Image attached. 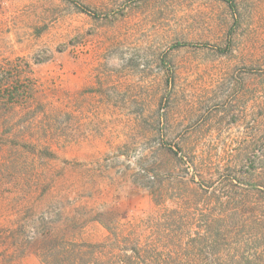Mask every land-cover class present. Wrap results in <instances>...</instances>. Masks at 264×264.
<instances>
[{
    "label": "rangeland",
    "instance_id": "1",
    "mask_svg": "<svg viewBox=\"0 0 264 264\" xmlns=\"http://www.w3.org/2000/svg\"><path fill=\"white\" fill-rule=\"evenodd\" d=\"M0 264H264V0H0Z\"/></svg>",
    "mask_w": 264,
    "mask_h": 264
},
{
    "label": "trees",
    "instance_id": "2",
    "mask_svg": "<svg viewBox=\"0 0 264 264\" xmlns=\"http://www.w3.org/2000/svg\"><path fill=\"white\" fill-rule=\"evenodd\" d=\"M67 249H68V248H67ZM74 250L77 251V252H79V251L82 252V251H83V250L81 249V247H79V248H75Z\"/></svg>",
    "mask_w": 264,
    "mask_h": 264
}]
</instances>
